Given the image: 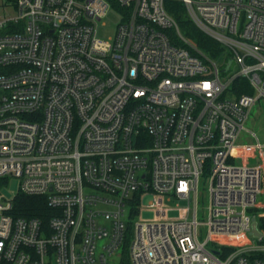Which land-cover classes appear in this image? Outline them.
I'll return each instance as SVG.
<instances>
[{
  "label": "built area",
  "instance_id": "2783aa9c",
  "mask_svg": "<svg viewBox=\"0 0 264 264\" xmlns=\"http://www.w3.org/2000/svg\"><path fill=\"white\" fill-rule=\"evenodd\" d=\"M177 1L227 68L166 0H11L0 16V179L53 210L0 201V264H264V143L244 128L264 101V0Z\"/></svg>",
  "mask_w": 264,
  "mask_h": 264
},
{
  "label": "rangeland",
  "instance_id": "374dc122",
  "mask_svg": "<svg viewBox=\"0 0 264 264\" xmlns=\"http://www.w3.org/2000/svg\"><path fill=\"white\" fill-rule=\"evenodd\" d=\"M5 14H14V9L11 5V0H0V16ZM120 13L117 12L112 7L108 8L107 14L98 22L97 36L102 39H106L109 36H113L115 33L116 23L119 20ZM184 17L192 20L189 13H185ZM195 24V23H194ZM240 24L238 25V29H240ZM179 32L182 37H187L184 29L179 25ZM173 38H178L182 41V38L179 34L174 33ZM188 38V37H187ZM189 39V38H188ZM191 40V39H189ZM192 41V40H191ZM193 42V41H192ZM205 52V51H204ZM208 54V53H207ZM211 57V56H210ZM212 58V57H211ZM214 59L219 69L227 68V65L220 60V58H212ZM226 61L231 63V59L226 57ZM226 66V67H225ZM233 64L231 65V68ZM244 128L248 131H252L256 134L258 140L261 143H264V101L263 99H258L252 106L250 113L247 119L244 122ZM254 139L250 137V133L245 130L238 137V142H252ZM263 157H264V146H263ZM252 162L255 160H251ZM18 192V179L14 176H8L3 180H0V201L12 199L13 196ZM262 198V195L258 197V199ZM150 199V196H145L143 203L145 204ZM184 205V201L182 200H166L165 208H166V217L167 218H175L178 217L180 212L178 207ZM155 218L154 212L152 210H143L140 213V219L143 221H151Z\"/></svg>",
  "mask_w": 264,
  "mask_h": 264
},
{
  "label": "trees",
  "instance_id": "16d2710c",
  "mask_svg": "<svg viewBox=\"0 0 264 264\" xmlns=\"http://www.w3.org/2000/svg\"><path fill=\"white\" fill-rule=\"evenodd\" d=\"M165 4L168 11L175 17L178 26L180 25L184 29L189 39L212 58H220V60L223 58L224 46L215 38L202 31L192 20L184 17L187 11L181 1L166 0ZM237 81L245 84V92H251V89L248 86L246 87L244 78H236ZM52 211V208L47 205L46 199L43 196L26 195L21 192H17L14 196L12 210L14 215L35 216L46 222ZM261 226L264 227V217L261 218Z\"/></svg>",
  "mask_w": 264,
  "mask_h": 264
},
{
  "label": "water",
  "instance_id": "95a60500",
  "mask_svg": "<svg viewBox=\"0 0 264 264\" xmlns=\"http://www.w3.org/2000/svg\"><path fill=\"white\" fill-rule=\"evenodd\" d=\"M250 233H251L252 235H254V236H258V235H260V232H259L258 229H257V220H256L255 217H253V219H252V224H251V231H250Z\"/></svg>",
  "mask_w": 264,
  "mask_h": 264
}]
</instances>
